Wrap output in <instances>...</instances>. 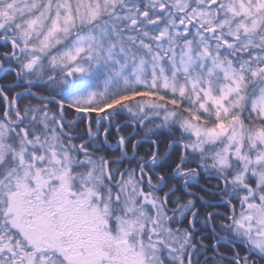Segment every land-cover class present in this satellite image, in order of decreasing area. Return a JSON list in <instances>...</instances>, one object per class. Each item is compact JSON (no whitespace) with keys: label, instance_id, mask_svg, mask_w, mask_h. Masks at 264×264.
Wrapping results in <instances>:
<instances>
[{"label":"snow or ice","instance_id":"6c2138e0","mask_svg":"<svg viewBox=\"0 0 264 264\" xmlns=\"http://www.w3.org/2000/svg\"><path fill=\"white\" fill-rule=\"evenodd\" d=\"M0 264H264V0H0Z\"/></svg>","mask_w":264,"mask_h":264}]
</instances>
